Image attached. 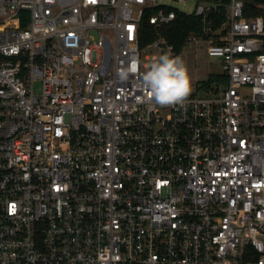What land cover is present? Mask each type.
I'll return each instance as SVG.
<instances>
[{"label": "built area", "instance_id": "2783aa9c", "mask_svg": "<svg viewBox=\"0 0 264 264\" xmlns=\"http://www.w3.org/2000/svg\"><path fill=\"white\" fill-rule=\"evenodd\" d=\"M159 1L0 0V264H264V19ZM178 13L222 74L160 106L141 73Z\"/></svg>", "mask_w": 264, "mask_h": 264}, {"label": "clouds", "instance_id": "9594fccd", "mask_svg": "<svg viewBox=\"0 0 264 264\" xmlns=\"http://www.w3.org/2000/svg\"><path fill=\"white\" fill-rule=\"evenodd\" d=\"M139 64L140 61L137 60L128 68L119 71L120 80H128L130 73L138 70ZM141 80L155 102L160 106L181 102L191 90L187 69L183 61L179 57H173L167 53L159 55L151 63L149 69L141 73Z\"/></svg>", "mask_w": 264, "mask_h": 264}, {"label": "rangeland", "instance_id": "374dc122", "mask_svg": "<svg viewBox=\"0 0 264 264\" xmlns=\"http://www.w3.org/2000/svg\"><path fill=\"white\" fill-rule=\"evenodd\" d=\"M215 0H184L180 3L177 1L160 0V3H165L175 9L191 14L195 5L199 2L201 4H210ZM105 34L112 39L113 31L106 30ZM207 43L203 41L198 42H186L183 46L178 57L183 61L187 75L189 77L191 90L189 96L197 97H212L215 96V90L213 89L217 80V76L222 74L220 62L216 58L208 57ZM210 85L208 90L205 84Z\"/></svg>", "mask_w": 264, "mask_h": 264}, {"label": "trees", "instance_id": "16d2710c", "mask_svg": "<svg viewBox=\"0 0 264 264\" xmlns=\"http://www.w3.org/2000/svg\"><path fill=\"white\" fill-rule=\"evenodd\" d=\"M222 1L218 16L214 15L213 29H217L220 24L224 21L225 5L228 4L229 0H215ZM244 16L247 19L255 17H262L264 19V0H242ZM153 14L152 11H148L143 17L140 23V45L145 46L152 41L154 38L153 27L149 24L148 17ZM201 23L200 19L194 16L185 15L178 13L175 19L168 25H165L161 29V34L167 40V42L173 47L175 54L178 56L183 46L186 44L187 39L191 35H195L200 31ZM208 86V83L205 84ZM258 256L253 255V259Z\"/></svg>", "mask_w": 264, "mask_h": 264}]
</instances>
